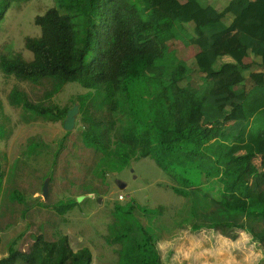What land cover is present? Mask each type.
<instances>
[{"label":"trees","instance_id":"1","mask_svg":"<svg viewBox=\"0 0 264 264\" xmlns=\"http://www.w3.org/2000/svg\"><path fill=\"white\" fill-rule=\"evenodd\" d=\"M28 1L0 0V22L6 10ZM53 3L34 18L39 35L24 41L33 59L0 52L1 74L34 87L50 81L54 89L47 97L63 85H79L87 93L75 100L81 117L78 138L94 152V176L101 173L103 179L108 168L152 157L173 180V193L190 201L191 231L212 229L233 238L232 232L240 230L264 254V190L250 185L258 177L252 160L264 156V0H228L221 10L207 0ZM157 11L168 13L156 18ZM190 27L192 31H186ZM181 31L187 44L198 49L194 70L175 57L172 47L181 41ZM232 33L239 34L240 48H229V60L219 63L216 52L223 42L226 48L225 37ZM250 57L256 62H247ZM192 71L202 75L204 86L191 80ZM236 73L246 74L236 87L215 90ZM8 102L26 123L62 121L70 109L34 105L16 88ZM90 108L112 115L108 127L114 129L106 144L100 141V124L90 119ZM4 119L0 103V138L7 133ZM225 121L229 124L220 127ZM62 144L63 139L54 142L48 152L46 144L31 140L27 152L45 158L49 154L52 168ZM25 164L15 159L4 172L0 159V217L11 211L10 205L25 202L24 192L15 187L22 178L13 177L16 171L30 169ZM49 168L42 177L51 183ZM4 175L8 185L3 189ZM204 177H225L229 187L208 191ZM75 199L53 204L35 199L29 208L52 207L62 215L77 204ZM114 209L105 241L118 247L119 264H168L155 244L162 233L159 226L140 222V216L153 222L157 211L139 209L135 202ZM44 233L34 238L28 252L18 250L15 239L10 241L0 264H91L90 251L73 253L66 236L50 239Z\"/></svg>","mask_w":264,"mask_h":264},{"label":"rangeland","instance_id":"2","mask_svg":"<svg viewBox=\"0 0 264 264\" xmlns=\"http://www.w3.org/2000/svg\"><path fill=\"white\" fill-rule=\"evenodd\" d=\"M218 10H221L228 0H207ZM53 0H29L11 4L3 14L0 22V52L8 50L19 54L25 61L33 59L32 54L24 48L27 37H37L38 28L34 25V18L42 15L47 9L53 7ZM167 11H157L156 18L167 15ZM228 21V18L225 19ZM191 32L192 27L186 28ZM181 41L172 48L176 50V58L184 61L188 67L194 70V55L197 47L188 45V38L180 33ZM228 45L223 43L216 52L219 55V63L229 60L225 55L231 47H237L235 39L226 36ZM224 40V41H225ZM252 57L246 61L251 60ZM256 68H251L254 71ZM246 74H235L227 81L215 87L221 91L230 84L236 87L238 82L245 78ZM191 80L197 87L204 86L201 74L192 71ZM189 81V80H188ZM186 82V81H184ZM230 85V86H231ZM22 92L30 103L42 107L57 106L59 109L78 105L75 102L77 96L87 93L75 83L63 85L54 95L47 97L54 89L50 81H43L41 85L34 87L27 82L15 80L12 77H4L0 72V103L3 110V125L7 129L4 137L0 138V159L4 172L19 159L25 162L23 170L16 171L14 178H22L15 181V187L20 188L25 197L23 204L10 205L11 211L4 212L0 217V258L6 254L7 244L16 240V248L22 252H28L33 240L39 234H45L50 239H58L61 236L68 238V244L73 253L88 250L91 253V264H119L117 246H110L105 241L107 228L114 222V207L119 204L128 206L135 202L139 209L156 210L157 214L149 222L148 216H140L143 226L157 225L161 235L156 238L155 244L159 249L161 259L168 264H260L264 260V254L245 232L237 230L232 232L234 237H226L219 231L203 229L193 232L189 229L190 201L173 193L170 189L175 185L173 180L156 165L152 157L132 159L125 166L108 168L106 174L94 176L92 171L96 163L94 152L84 147L78 138L80 126V114L75 119L74 128L67 132L63 129V120L56 122L22 121L21 114L8 102L12 89ZM179 107V106H178ZM176 106V108H178ZM79 111V106H78ZM90 119L100 124V141L108 142L114 126L108 127L113 121L112 115L100 113L90 108ZM229 124L225 121L220 127ZM111 131H107V129ZM63 139L60 153L54 161V166L49 154L38 157L27 152V146L31 140L41 141L48 146L51 152L54 142ZM113 140V139H112ZM111 141V140H110ZM107 147H112L111 143ZM49 160V161H48ZM253 164L258 170V177L250 181V185L256 189L264 190V156H256ZM48 163V164H46ZM106 162H104L105 164ZM52 173L53 180L50 193L46 199L42 196V187L45 171ZM37 173H34V171ZM105 171V169L103 170ZM207 190L222 191L229 187L230 180L225 177L202 178ZM7 177L4 175L2 188H7ZM83 186L91 189L93 193H87ZM123 200L119 201L118 196ZM80 202L66 210L62 215H57L52 207L42 209L39 206L30 207L35 199L53 204L58 201L77 200ZM50 199V201H48ZM9 206V204H8ZM28 207V209L26 208ZM23 211H26L23 213ZM2 209H0V214ZM8 212V213H7ZM25 214L24 216H22Z\"/></svg>","mask_w":264,"mask_h":264},{"label":"water","instance_id":"3","mask_svg":"<svg viewBox=\"0 0 264 264\" xmlns=\"http://www.w3.org/2000/svg\"><path fill=\"white\" fill-rule=\"evenodd\" d=\"M78 105L74 104V106L69 109L66 113V116L63 120V129L67 132H70L75 125V119L76 116L78 115ZM48 182H49V178H46V180L43 183V187H42V196L44 199H46L47 197V188H48ZM82 200V197H77V202H80Z\"/></svg>","mask_w":264,"mask_h":264},{"label":"crops","instance_id":"4","mask_svg":"<svg viewBox=\"0 0 264 264\" xmlns=\"http://www.w3.org/2000/svg\"><path fill=\"white\" fill-rule=\"evenodd\" d=\"M238 33H232V34H230V35H228V36H231V37H233V39H235V42H236V44L238 43ZM226 41V40H225ZM227 42V41H226ZM238 46L236 47V49L237 48H240V45H239V43L237 44ZM231 48H235V47H231ZM228 51V50H227ZM226 61H228V60H226ZM251 61H255L256 62V59L255 58H251V60H249V61H247V62H251Z\"/></svg>","mask_w":264,"mask_h":264},{"label":"built area","instance_id":"5","mask_svg":"<svg viewBox=\"0 0 264 264\" xmlns=\"http://www.w3.org/2000/svg\"><path fill=\"white\" fill-rule=\"evenodd\" d=\"M118 200H119V201H122V200H123V196H122V195H119V196H118Z\"/></svg>","mask_w":264,"mask_h":264}]
</instances>
